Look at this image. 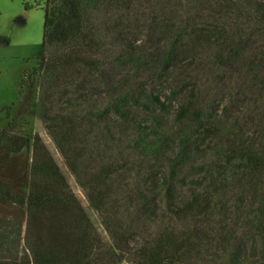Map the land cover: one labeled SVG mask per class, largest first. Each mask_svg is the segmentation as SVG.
Here are the masks:
<instances>
[{
  "label": "rangeland",
  "instance_id": "rangeland-1",
  "mask_svg": "<svg viewBox=\"0 0 264 264\" xmlns=\"http://www.w3.org/2000/svg\"><path fill=\"white\" fill-rule=\"evenodd\" d=\"M47 1L0 0V188L10 189L12 195L18 196L14 199L0 193V263L33 264L32 248L39 226L30 220L27 203H23L29 193L32 151L24 148L15 153L2 145L10 136L34 137L39 134L92 223L91 232L96 237L95 263L139 264L138 252L142 246L153 243L162 232L180 231L191 222L173 216L168 209L170 200L165 190L155 188L168 173L165 155L146 156L132 148L135 124L141 121L156 126L158 120V131L173 139L180 128L176 111L188 100L193 89L195 109H202L209 115L208 124L213 121L211 119H216L220 134L216 139L222 149L239 146L229 145L231 141H257L264 122L262 88L250 80L247 63L220 64L218 52L213 47L191 52L186 66L171 74H158L155 69L159 64L158 57L168 46L161 36L162 30L169 19L180 23L194 14V10L186 7V0L182 3L179 0H133L129 8H125L124 0H108L112 4L104 1L90 14L91 22L100 29V48L91 53L100 58L102 64L91 74L88 70L79 75L75 70L66 72L71 78L60 83L57 93L66 91L68 94L60 100L56 110L63 115L75 110L76 105L64 110L70 97L76 103L85 99L77 115L89 109L102 111L109 103L113 89L125 81L133 87L143 88L148 94L160 95L167 109L153 105L152 110L134 107L129 122L107 112L104 117L85 124L77 137L81 141L77 145L79 154L73 158L80 179L48 133L39 109L42 94L39 63ZM195 25L197 28L201 22L197 21ZM129 52L139 59L126 64L122 60ZM193 54L197 59L189 63ZM80 83H85L82 90H79ZM121 124L128 125L129 130L123 131ZM167 145L168 152L165 153L171 157L170 146L174 144L169 142ZM201 147L205 149L206 157L186 165L179 179L195 177L191 165L215 158L217 150L213 140H206ZM111 163H126V167H120L109 181L108 204L100 212L92 206L81 181ZM152 186L153 192L148 189ZM144 192L156 199L157 214L143 213L141 194ZM226 225L227 231L235 230L238 236L247 235L244 224L235 222L233 217ZM221 256L216 242L195 244L185 254L183 264H218Z\"/></svg>",
  "mask_w": 264,
  "mask_h": 264
},
{
  "label": "trees",
  "instance_id": "trees-1",
  "mask_svg": "<svg viewBox=\"0 0 264 264\" xmlns=\"http://www.w3.org/2000/svg\"><path fill=\"white\" fill-rule=\"evenodd\" d=\"M104 1L105 4L111 2L48 0L45 6L39 63L42 77L39 109L48 133L79 178L73 158L79 154L77 145L81 141L77 137L85 124L104 117L107 112L129 122L134 107L152 110L153 105L161 110L167 109L160 95L148 94L143 88L133 87L125 81L113 89L112 97L102 111L89 109L77 115L85 99L76 103L70 97L64 110L76 105L75 110L64 115L56 110L60 100L68 94L66 91H61L60 95L57 93L60 83L71 78L66 72L75 70L79 75L88 70L91 74L102 64L101 59L91 53L100 48V29L91 22L90 14ZM124 1L125 8H129L133 0ZM186 1V7L194 10V14L180 23L168 20L161 33L168 46L158 57L159 64L155 68L158 74H171L173 70L186 66L185 61L191 52L213 47L218 52L220 64L247 63L250 80L256 86L259 83L264 97V0ZM197 21L201 25L195 28ZM191 58L189 63L197 59L194 54ZM138 59L135 53L129 52L122 62L129 64ZM83 88L85 83H80L79 90ZM195 97L192 89L188 100L178 107L176 120L180 128L173 139L158 131V120L156 126L141 121L135 124L132 148L146 156L165 155L163 159L168 161V173L155 188L165 190L170 200L168 209L173 216L191 222L180 231L162 232L153 243L142 246L138 252L139 264H183L191 246L207 242L218 244L222 253L218 264H264V122L257 141H231L229 145L239 146L222 149L217 144L220 134L216 119L207 123L209 115L202 109H195ZM121 128L129 130L128 125L121 124ZM208 139L213 140L217 150L215 158L191 165L195 177L179 179L186 165L206 157L201 146ZM5 141L2 146L8 151L17 153L24 148L32 151L29 193L23 197V203H27L30 220L39 225L32 248L33 264H96L93 259L96 237L91 232L92 223L41 136L14 135ZM169 142L174 144L170 146L171 157L165 153ZM120 167H126V163H111L89 179L80 180L97 211L105 210L110 195L109 181ZM153 188L148 189L152 191ZM2 192L4 197L18 198L3 186L0 188ZM141 195L143 213L148 216L157 214L156 199L145 192ZM232 217L235 222L244 224L247 235L238 236L237 231L226 230V221Z\"/></svg>",
  "mask_w": 264,
  "mask_h": 264
}]
</instances>
